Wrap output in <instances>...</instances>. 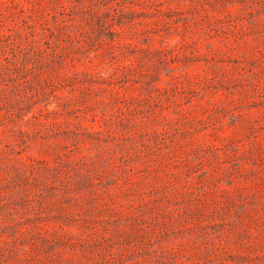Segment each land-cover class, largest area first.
<instances>
[{
    "label": "rangeland",
    "instance_id": "1",
    "mask_svg": "<svg viewBox=\"0 0 264 264\" xmlns=\"http://www.w3.org/2000/svg\"><path fill=\"white\" fill-rule=\"evenodd\" d=\"M0 264H264V0H0Z\"/></svg>",
    "mask_w": 264,
    "mask_h": 264
}]
</instances>
